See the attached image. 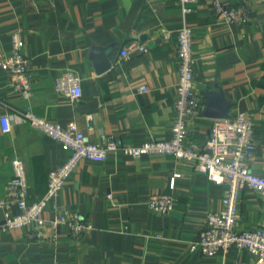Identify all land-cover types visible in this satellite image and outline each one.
<instances>
[{
    "label": "crops",
    "instance_id": "crops-1",
    "mask_svg": "<svg viewBox=\"0 0 264 264\" xmlns=\"http://www.w3.org/2000/svg\"><path fill=\"white\" fill-rule=\"evenodd\" d=\"M213 0H194L187 21L192 29L195 91L199 116L189 122L188 139L202 145L214 118L202 115L207 94L220 90L227 116L245 111L253 124L252 172H264V0H220L243 7L245 18L225 21ZM177 0H0V55L21 36L33 73L32 95L21 98L0 68V199L9 198L11 159L25 163L26 201L40 199L48 173L69 151L32 128L19 112L65 126L74 121L96 143L112 137L130 145L171 136L178 81L176 31L181 26ZM148 52L137 53L134 45ZM128 59L117 63L121 49ZM65 69L80 77L81 98L72 101L53 84ZM145 86L146 91H140ZM215 109L223 108L215 103ZM90 124L87 125V121ZM175 186L169 188L173 173ZM226 184H217L189 161L170 155L134 158L110 151L104 161L81 159L39 219L0 235V264H256L245 249L230 247L212 256L191 250L208 212L222 207ZM172 193L167 214L148 207L152 195ZM76 211L92 229L79 238L65 225H50L55 215ZM10 212L19 209L12 205ZM2 209L0 208V219ZM264 197L243 188L236 229L259 228Z\"/></svg>",
    "mask_w": 264,
    "mask_h": 264
},
{
    "label": "built area",
    "instance_id": "built-area-1",
    "mask_svg": "<svg viewBox=\"0 0 264 264\" xmlns=\"http://www.w3.org/2000/svg\"><path fill=\"white\" fill-rule=\"evenodd\" d=\"M182 24L176 31V56L178 59L179 77L175 86L176 99L174 102L175 117L171 126V136L164 140L144 141L138 145H130L112 137L96 143L82 132L74 121L64 127L36 115L30 109L20 111L22 119L32 128L58 141L64 150L69 151L65 161L48 173L47 188L44 195L27 203L28 182L25 163L20 158L11 159L13 175L9 181L7 200L0 199L2 218L0 219V235L13 229H20L37 220L43 210L63 188L70 174L81 159L102 162L110 151H120L125 155L137 158L142 155H170L192 163L195 170L204 173L207 178L217 184H226V192L222 197V207L206 215V225L199 233V238L191 243V250L199 249L203 255L212 256L230 247L245 249L255 257L256 264H264V222L261 227L251 230L236 229L238 219V197L240 191L251 188L264 197V172L254 173L248 165L253 155V124L245 111H237L234 115L214 118L207 139L202 145L188 139L189 122L199 116L202 107L201 96L195 91V81L192 68V29L187 21L194 0H177ZM215 11L225 21H241L245 18L243 7H231L220 0L212 1ZM137 53L148 52L147 45H134ZM117 63L128 59L130 52L127 48L119 52ZM0 68L4 69L10 83L17 94L28 100L32 95L33 73L30 61L22 51L21 36L18 32L11 35L9 53L0 55ZM80 77L70 69H65L56 77L53 89L69 97L72 101L81 98L82 89ZM140 91H146L140 86ZM9 117L0 119L1 129H10ZM90 121H87V125ZM179 173H173L169 188L175 186V178ZM149 209L154 212L167 214L175 204L172 193L152 195L148 200ZM16 205L19 212H10L11 206ZM52 228L65 225L69 234L79 238L92 229V225L82 219L76 211H65L55 215L50 220Z\"/></svg>",
    "mask_w": 264,
    "mask_h": 264
},
{
    "label": "water",
    "instance_id": "water-1",
    "mask_svg": "<svg viewBox=\"0 0 264 264\" xmlns=\"http://www.w3.org/2000/svg\"><path fill=\"white\" fill-rule=\"evenodd\" d=\"M216 102L221 103L223 108L216 110L214 107ZM202 115L212 118H223L227 116V104H225L220 90L212 91L207 94V103L202 111Z\"/></svg>",
    "mask_w": 264,
    "mask_h": 264
}]
</instances>
